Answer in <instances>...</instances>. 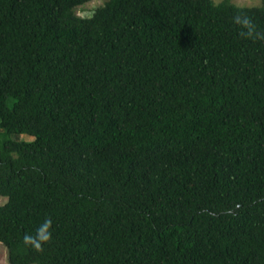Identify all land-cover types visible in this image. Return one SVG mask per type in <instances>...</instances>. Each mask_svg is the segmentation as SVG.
Segmentation results:
<instances>
[{
  "label": "trees",
  "instance_id": "16d2710c",
  "mask_svg": "<svg viewBox=\"0 0 264 264\" xmlns=\"http://www.w3.org/2000/svg\"><path fill=\"white\" fill-rule=\"evenodd\" d=\"M84 1L0 0L7 264H264V6Z\"/></svg>",
  "mask_w": 264,
  "mask_h": 264
},
{
  "label": "clouds",
  "instance_id": "9594fccd",
  "mask_svg": "<svg viewBox=\"0 0 264 264\" xmlns=\"http://www.w3.org/2000/svg\"><path fill=\"white\" fill-rule=\"evenodd\" d=\"M234 22L240 25L246 31H242L241 36L253 37L254 35H259L255 32V26L252 24L251 20L248 18L241 19L240 17H234ZM264 38V37H262ZM52 226L51 218H45L43 223L36 229V235L25 234L23 236V243L25 245L31 246L37 252L43 251V245L47 244L52 239V233L50 231Z\"/></svg>",
  "mask_w": 264,
  "mask_h": 264
},
{
  "label": "rangeland",
  "instance_id": "374dc122",
  "mask_svg": "<svg viewBox=\"0 0 264 264\" xmlns=\"http://www.w3.org/2000/svg\"><path fill=\"white\" fill-rule=\"evenodd\" d=\"M218 1V0H214ZM231 2L238 4V5H263L264 6V0H230ZM103 0H86L74 7V11L78 15H88L92 9L101 4ZM12 137H23V138H30L27 134H17L12 133ZM5 200V196L0 195V203ZM0 264H7L6 262V248L5 246L0 242ZM33 264V263H32Z\"/></svg>",
  "mask_w": 264,
  "mask_h": 264
}]
</instances>
